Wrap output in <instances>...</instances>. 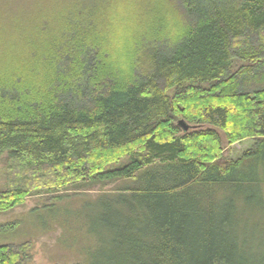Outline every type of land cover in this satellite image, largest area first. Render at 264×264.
I'll list each match as a JSON object with an SVG mask.
<instances>
[{
    "label": "trees",
    "instance_id": "trees-1",
    "mask_svg": "<svg viewBox=\"0 0 264 264\" xmlns=\"http://www.w3.org/2000/svg\"><path fill=\"white\" fill-rule=\"evenodd\" d=\"M219 130L254 144L219 161ZM5 152L0 212L125 182L95 198L121 208L106 264H264L240 220L264 207V0H0ZM28 251L0 244V264Z\"/></svg>",
    "mask_w": 264,
    "mask_h": 264
},
{
    "label": "rangeland",
    "instance_id": "rangeland-1",
    "mask_svg": "<svg viewBox=\"0 0 264 264\" xmlns=\"http://www.w3.org/2000/svg\"><path fill=\"white\" fill-rule=\"evenodd\" d=\"M130 12L132 14L133 10ZM128 48L121 47L123 51ZM203 127L206 126L189 125L188 130L192 132ZM219 132L224 141L223 157L219 161L239 159L254 144L252 138L229 144L223 132ZM126 161L123 159L121 164ZM7 182L8 153L5 152L0 156V190ZM124 185L123 180L80 181L63 190L30 194L20 205L0 212V244L28 242L29 258L25 264H79L87 258L90 259L87 264L93 261L106 264L104 260L112 250L106 223H111L107 222L110 212L121 208L114 202L102 207L95 198L119 191ZM262 197L264 200V194ZM245 213L246 217L240 220L246 228V237L264 254V207L245 210Z\"/></svg>",
    "mask_w": 264,
    "mask_h": 264
},
{
    "label": "water",
    "instance_id": "water-1",
    "mask_svg": "<svg viewBox=\"0 0 264 264\" xmlns=\"http://www.w3.org/2000/svg\"><path fill=\"white\" fill-rule=\"evenodd\" d=\"M179 125L185 130L188 131L189 129V124L185 120H180Z\"/></svg>",
    "mask_w": 264,
    "mask_h": 264
}]
</instances>
